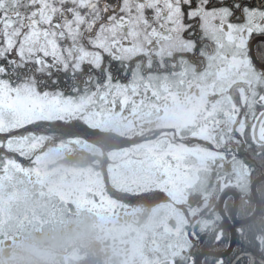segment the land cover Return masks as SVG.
Returning a JSON list of instances; mask_svg holds the SVG:
<instances>
[{
  "label": "snow or ice",
  "instance_id": "6c2138e0",
  "mask_svg": "<svg viewBox=\"0 0 264 264\" xmlns=\"http://www.w3.org/2000/svg\"><path fill=\"white\" fill-rule=\"evenodd\" d=\"M28 190L150 217L138 264H264V8L0 0V238Z\"/></svg>",
  "mask_w": 264,
  "mask_h": 264
},
{
  "label": "rangeland",
  "instance_id": "374dc122",
  "mask_svg": "<svg viewBox=\"0 0 264 264\" xmlns=\"http://www.w3.org/2000/svg\"><path fill=\"white\" fill-rule=\"evenodd\" d=\"M28 166V161H21ZM45 208L47 212L41 214L40 210ZM27 210L30 215L34 216V222L21 230L11 229V235L7 238H0V260L6 261V264H17L25 255L23 249L25 246L44 248L42 239L31 238L28 235L30 227L39 234L42 226L58 223L59 226L64 224L73 225L74 237L68 242L70 244L79 242V250L69 251V255L58 264H92L96 262L94 255L98 257V264H109L104 258L110 256L102 253L97 241H100L105 247L112 246L116 251L107 253L111 255L110 262L113 264H138L141 252V237L150 236L151 218L146 215L133 216L117 213L113 215H102L94 211L70 212L65 214H53L47 207L44 198L38 191L28 190L14 209L13 216ZM76 228V229H75ZM81 240V242L79 241ZM54 243V241H53ZM60 245L62 243H54ZM108 251L109 249L106 248ZM100 252V253H99ZM63 257L64 252H60ZM101 260V261H100ZM102 260L104 263H102Z\"/></svg>",
  "mask_w": 264,
  "mask_h": 264
},
{
  "label": "trees",
  "instance_id": "16d2710c",
  "mask_svg": "<svg viewBox=\"0 0 264 264\" xmlns=\"http://www.w3.org/2000/svg\"><path fill=\"white\" fill-rule=\"evenodd\" d=\"M47 212L45 208H42L40 210V213L43 215ZM76 229V228H75ZM74 229L73 225L64 224V226H59L58 223L55 224V222L51 223V225L48 226H42L41 232L39 234L37 231L35 232L32 227H30V231L28 232V235L31 238L42 239L40 242H44V245L42 247H48L55 245L54 243H62L60 245H55L58 249L59 255L57 259H59L60 262H63L65 258L67 257L66 254L69 253V251H75L76 249L79 250V242H75L70 244L68 241L74 237ZM54 241V243H53ZM81 242V240H79ZM60 252H64V256L62 257L60 255ZM69 255V254H68ZM110 256V255H109ZM108 258H104L103 260H107ZM102 260V263H104ZM88 264V263H87Z\"/></svg>",
  "mask_w": 264,
  "mask_h": 264
},
{
  "label": "clouds",
  "instance_id": "9594fccd",
  "mask_svg": "<svg viewBox=\"0 0 264 264\" xmlns=\"http://www.w3.org/2000/svg\"><path fill=\"white\" fill-rule=\"evenodd\" d=\"M25 255L17 264H58V249L55 245L44 248L25 246L23 249ZM0 264H6V261L0 260Z\"/></svg>",
  "mask_w": 264,
  "mask_h": 264
},
{
  "label": "flooded vegetation",
  "instance_id": "af4514ba",
  "mask_svg": "<svg viewBox=\"0 0 264 264\" xmlns=\"http://www.w3.org/2000/svg\"><path fill=\"white\" fill-rule=\"evenodd\" d=\"M248 2H249L252 6H254V7H257V8H264V0H248ZM97 243L99 244V246H100V248H101V251H102V253L99 252V253H100V256H99V257H100V258L103 257V254L109 256V255H108L109 253L116 251V249H115V248H112V246H109V247H105V248H104V245H105V244H102L100 241H97ZM106 248H108L109 250L107 251ZM107 253H108V254H107ZM115 255H116V257H117V254H116V253L111 254L110 257L107 259V263H109V264H113V261L110 262L109 260H111V256L114 257ZM94 257H95L96 262L93 261L92 264H98V263H97V261H98V257H97L96 255H94ZM100 261H101V260H100Z\"/></svg>",
  "mask_w": 264,
  "mask_h": 264
}]
</instances>
